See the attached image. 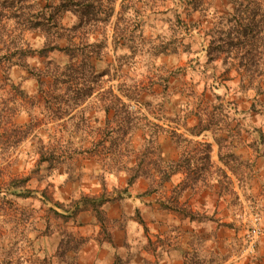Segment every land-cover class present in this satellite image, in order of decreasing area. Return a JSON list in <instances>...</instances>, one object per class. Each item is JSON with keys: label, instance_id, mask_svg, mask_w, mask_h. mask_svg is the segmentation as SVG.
<instances>
[{"label": "rangeland", "instance_id": "rangeland-1", "mask_svg": "<svg viewBox=\"0 0 264 264\" xmlns=\"http://www.w3.org/2000/svg\"><path fill=\"white\" fill-rule=\"evenodd\" d=\"M60 1L0 0V264H64L73 238L79 264H264V0H102L70 36L100 52L85 99L42 74L69 61L41 52L44 13L78 22ZM250 21L251 46L219 41L208 60L209 29ZM134 163L150 178L127 186Z\"/></svg>", "mask_w": 264, "mask_h": 264}, {"label": "trees", "instance_id": "trees-1", "mask_svg": "<svg viewBox=\"0 0 264 264\" xmlns=\"http://www.w3.org/2000/svg\"><path fill=\"white\" fill-rule=\"evenodd\" d=\"M101 2H102V0H61L59 5L54 7V9H57L58 13H59V9L75 13V15L77 16V19H78L77 24L70 27V28H66L58 22L59 15H58V17L56 16V20H53V16L51 14L48 17L46 16V13H44V15H43L44 18H43V22L41 24H42V29L44 31L43 33L45 34V37L48 36V31L50 29H53L55 27L56 31H57V32H55L54 40L53 41H47L46 44L43 46V48L41 50L43 56H47L48 52L56 50L59 54L66 56L68 58V60L70 61V63L68 61V63H66V65L63 68H60V66H58V65L53 66L50 63H48V66H52V68H50V71L47 68L42 73L44 76L49 75V76L53 77L54 84L56 86L61 87V85H62L65 87V90H61L63 92L62 93L60 92L59 95H61V96H59V97H62V96L69 97L70 94L71 95L73 93L75 94V90L78 92V94L81 91L85 90V92H83V94H79V96L81 95L80 97H84V99H85L91 95L92 85H97L98 82L100 81V78L103 75V73H97L96 71H94V66L91 64V53L93 55H95L96 58L98 57V55L100 53L94 49V48H96L95 44L85 43L81 48H79L78 47L79 44L75 45V43L72 42V38L70 37V36H72V33L84 32L83 31L84 28L89 24L88 15L93 13V11H94V16H96L98 14V12L100 13L101 6H102ZM233 3H236V1L234 0ZM95 6H97L98 11L96 10ZM235 12H236V10H235ZM85 16L87 17V20H83V18ZM238 18L239 17L236 14H234L233 19L236 20ZM240 19L241 18H239V20ZM51 25H52V27H51ZM254 27H255L254 22L250 21L247 29L242 30V34H241V32H239L240 27H236L227 33L226 38L224 40H219L217 38V34L215 33L213 28L209 29L207 32L208 33L207 34L208 40H207V44L205 46L206 56H207L208 60L217 59V55H218L219 51L221 50V46H219V44H218L219 41L223 42L222 46H224L225 49L231 48L232 46H234V44H233L234 40H236L237 42H240L241 38L239 37L240 38L239 39L238 36L242 35L241 37L243 38V40L241 41V44L251 46L252 44L250 42H252L251 40L253 39V36H251V39H248V38H249L250 32L251 31L253 32ZM245 28H246V26H245ZM60 31H62L63 33H61ZM233 33H235V35H237V37H235V36L232 37ZM106 40L107 39L105 37V41ZM118 43L119 42L116 41L115 45H117ZM88 47H90V49H87ZM103 47H105V46L100 45L98 48L100 49ZM247 53L248 52H245V54H247ZM79 56H82L83 60L78 62V64L76 65L73 62ZM250 65H252V64H250ZM255 65L256 64H253L254 67H255ZM240 67L243 68L244 71L248 70V66H246V64H241ZM74 79H76V80H74ZM38 82L40 83L41 81L38 80ZM72 87L74 88L73 90H72ZM78 87H81V88H78ZM59 90H60V88H59ZM77 92H76V94H77ZM135 101H137V104L139 103L138 100L135 99ZM68 103H70V102L64 100L63 105L65 107H67ZM128 106H129V104L126 105L122 101L121 98H118L116 95H112L110 103L108 106H106L107 108L105 111H108V108L109 109L111 108L114 110H115V108L116 109L118 108V110H121L122 113L126 114L124 117L126 122H130L131 120H132V122L136 121L133 124L134 126L132 125V131H133L135 129V126H137L138 123L140 124V121H139V118L134 117L131 119L127 116L130 114L129 111L127 110ZM119 131L117 130L115 133L120 134ZM111 132H113V130H111ZM184 141L185 140H183V142ZM147 146H148L146 148V152H147L146 154L147 155L153 153V152H151V150L155 151L153 148V145L151 143V140L148 141ZM131 150H134L133 146H132ZM114 153L116 155L121 154L120 150L115 151ZM149 163L154 164V162L151 158H150ZM146 165H148V163ZM139 170H140V167L138 164L134 163V164L130 165V167L127 170L129 172V174L127 175V186L132 185L133 182L138 178H144V179L150 178L147 175V173H145L143 171L139 172ZM158 172L160 175V180H162V181L169 180L170 175H171L169 170H167L166 168L163 167V169L158 170ZM123 192H126V190H124ZM90 201L92 202V204H97L96 201L100 202L98 200V198H91ZM54 213L57 214V212H54ZM60 215H62V214H60ZM71 241H72V244L68 248V250L71 251L70 253H72V256H70L68 258V261L65 262V260H64L66 257L65 252H59L60 250H65L66 243H64L63 241H60V243L58 245L56 257L59 258L64 264H79L78 260H77V255H78V252L80 250V247L83 245V239L73 238ZM44 264H49V262L45 259ZM113 264H118V261L115 260Z\"/></svg>", "mask_w": 264, "mask_h": 264}, {"label": "built area", "instance_id": "built-area-1", "mask_svg": "<svg viewBox=\"0 0 264 264\" xmlns=\"http://www.w3.org/2000/svg\"><path fill=\"white\" fill-rule=\"evenodd\" d=\"M257 225L258 223H254L249 233L246 234L247 239L250 243L255 242L261 233V230L258 228Z\"/></svg>", "mask_w": 264, "mask_h": 264}]
</instances>
